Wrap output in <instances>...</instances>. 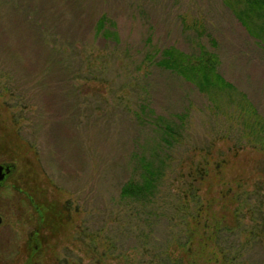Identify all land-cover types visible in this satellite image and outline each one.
I'll return each instance as SVG.
<instances>
[{
	"label": "rangeland",
	"instance_id": "1",
	"mask_svg": "<svg viewBox=\"0 0 264 264\" xmlns=\"http://www.w3.org/2000/svg\"><path fill=\"white\" fill-rule=\"evenodd\" d=\"M43 2L58 5L56 13L29 10ZM4 4L0 162L15 171L0 188V264H162L167 254L185 255L180 243L197 203L230 225L241 206L244 227L260 233L241 256L264 264V151L236 116L241 92L264 117V48L224 0ZM12 4L20 11L9 15ZM102 15L116 24L119 42L96 32ZM201 43L237 88L234 100L220 94L218 107L155 64L164 48L197 53ZM165 122L181 130L172 145L158 126ZM151 161L163 171L157 195L142 204L122 199L123 184ZM236 189L241 203L232 199ZM41 205L52 209L42 220ZM231 232L220 243L236 252L247 239Z\"/></svg>",
	"mask_w": 264,
	"mask_h": 264
},
{
	"label": "trees",
	"instance_id": "2",
	"mask_svg": "<svg viewBox=\"0 0 264 264\" xmlns=\"http://www.w3.org/2000/svg\"><path fill=\"white\" fill-rule=\"evenodd\" d=\"M224 2L232 10L240 24L264 48V0H224ZM50 3L43 2L29 10H34L37 17L54 15L58 5L54 4L51 6ZM4 6L7 7V4L0 5V17L2 16V8L5 9ZM76 6L81 13L80 5H77V3L65 5L66 10L76 8ZM19 11V7L16 4L10 5L7 9L9 15L17 14ZM201 26L203 27V24ZM115 27L116 24L107 15H102L97 20L95 28L98 35L102 36L105 40L119 42L120 38ZM203 35H205L203 28L197 29V36L202 37ZM210 41L213 46H217L214 38H211ZM160 54L161 57L155 61L157 66L170 70L187 82L195 85L201 93L208 97L214 107H218L216 99L222 93L228 94V100L235 99L232 96V92L237 91V88L219 71V55L204 44H199L197 53H187L176 46H169L164 48ZM237 102L239 111L236 116L240 121L241 128L243 127L244 137L252 145L255 144L254 146L256 147L260 146V149L264 151V117L248 101L246 94L240 92ZM141 111H146L147 113L149 108L143 106ZM179 118L183 120L182 118L185 119L186 115H181ZM158 126L162 130V133L167 135L165 142L171 145L177 139L176 136L181 132L180 127L178 125L175 126L173 123H159ZM143 166L139 168V179H131L123 184L121 188L122 199L141 202L142 204L152 201L157 195L163 171L159 166L153 165L152 161L145 163ZM204 166L207 168V164ZM204 166L201 167L205 169ZM238 189H236L237 191L235 190L236 192L232 196L235 203H241L244 194L238 192ZM229 191L230 188L223 192L221 196L224 198L229 195ZM41 207L43 209L44 206L41 205ZM186 207L189 213V204ZM241 211V206H237L234 209L235 222L230 225L225 215L219 216L211 207L204 208L200 203L195 204L194 210L188 216L185 241L180 243V248L184 247L185 255L172 257L170 254H167L168 257L163 260L162 264H245L241 251L251 241L250 237L257 234L260 236V233H256L255 228L248 231L244 227ZM48 213L50 212L48 211ZM46 215L42 217L45 218ZM237 224L241 229L235 231V225ZM225 231L240 233V235L244 234L247 240L236 252L229 251L220 243L222 234Z\"/></svg>",
	"mask_w": 264,
	"mask_h": 264
},
{
	"label": "flooded vegetation",
	"instance_id": "3",
	"mask_svg": "<svg viewBox=\"0 0 264 264\" xmlns=\"http://www.w3.org/2000/svg\"><path fill=\"white\" fill-rule=\"evenodd\" d=\"M0 175L3 176V179L0 181V188H2L6 182L11 178L13 172L15 171V168L13 165L11 164H7V163H4V162H0ZM48 211H52V209H44L43 211H41L42 214L38 213L40 219L42 220V216L46 215L48 213ZM47 218V215L44 219ZM2 223V218L0 217V225Z\"/></svg>",
	"mask_w": 264,
	"mask_h": 264
},
{
	"label": "water",
	"instance_id": "4",
	"mask_svg": "<svg viewBox=\"0 0 264 264\" xmlns=\"http://www.w3.org/2000/svg\"><path fill=\"white\" fill-rule=\"evenodd\" d=\"M0 169H1V167H0ZM3 179V176L2 175H0V181Z\"/></svg>",
	"mask_w": 264,
	"mask_h": 264
}]
</instances>
